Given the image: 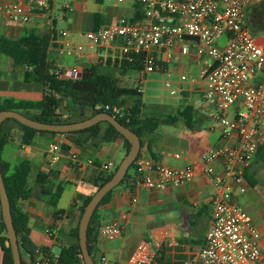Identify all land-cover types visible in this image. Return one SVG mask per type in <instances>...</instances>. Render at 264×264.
I'll return each mask as SVG.
<instances>
[{
    "label": "crops",
    "instance_id": "obj_1",
    "mask_svg": "<svg viewBox=\"0 0 264 264\" xmlns=\"http://www.w3.org/2000/svg\"><path fill=\"white\" fill-rule=\"evenodd\" d=\"M20 1L27 5L33 0ZM260 1L254 0V3ZM5 2L6 0H0V7ZM70 3L72 10L63 12L61 6H56V0H52L53 12L50 19L37 15L28 24L13 23L0 12V39L18 41L30 35L48 37V61L52 64L54 61L55 68L79 65L85 69L97 64L96 55H93L92 60L84 62L66 60V57L54 48L58 30L87 32L114 24L120 18L140 24L145 20L143 7L134 0H126L124 3H117L116 0H71ZM60 24L66 28H60ZM220 42L223 43L224 40ZM30 49L29 46L24 47L26 51ZM159 59L166 71L172 63L185 67L193 63L198 69H202L207 61L197 55L196 43L192 39L176 42L172 50L160 53ZM0 72V100H42L45 88L37 83L33 68L15 64L1 49ZM99 73L113 75V78L122 83L120 88L128 78V71L123 72L116 68L114 61L103 64ZM180 85L184 92L177 99H170L168 102L162 100L154 104L163 106L168 112L158 129L141 140L138 159L153 160L172 169L193 165L198 171L197 176L191 183L165 190L142 189L129 183L114 189L110 200L98 207L96 225L91 234V246L97 264L100 263L101 257H105L109 264H129L136 247L149 240L162 244L157 264H199L198 254L205 242L206 232L211 228L212 213L219 200L214 185L201 172L200 161L211 149L220 145L222 129L218 122L208 116L211 108L203 99L202 84ZM126 93V96L133 94L128 91ZM142 103L145 108L146 104ZM187 106L193 109L192 127L180 116V112ZM168 116H176L179 119L169 121ZM5 131L9 137L0 151V161L5 170L11 172L20 162L29 161L32 165L30 188L36 187L39 173L55 174L58 177L57 184L64 187L57 208L36 197L20 201V206L29 219L33 253L35 249L42 248L50 253L60 254L62 249L75 243L72 233L78 228L86 201L96 192L95 181L104 174L102 166L112 163L113 173L127 155L124 140L116 137L112 141H101L98 138L91 139L87 133L38 134L30 145H24L20 127L9 124ZM236 142L237 138L233 136L228 143L234 145ZM52 143L61 146V150L56 153L57 161L53 160L54 153L49 148ZM215 166L219 172L222 171L221 162H217ZM263 166L264 162L257 161L255 156L243 170L244 182L234 185L232 199L235 205L252 218L261 235L259 244L262 249ZM154 178L157 179V176L154 175ZM56 211L59 213L56 214ZM1 216L0 204V220ZM111 222H116L123 228L122 235L112 241L100 237L96 229L97 224L101 227ZM48 230L52 233L51 237L46 234ZM171 241H177L179 245L169 247L168 243ZM21 254L22 261L30 264L33 254L23 249ZM3 260L4 251L0 241V264H3Z\"/></svg>",
    "mask_w": 264,
    "mask_h": 264
},
{
    "label": "built area",
    "instance_id": "obj_2",
    "mask_svg": "<svg viewBox=\"0 0 264 264\" xmlns=\"http://www.w3.org/2000/svg\"><path fill=\"white\" fill-rule=\"evenodd\" d=\"M126 0H116L124 3ZM144 9L142 24L120 18L97 30L75 32L57 31L54 48L73 61L92 60L96 65L109 60L132 61L139 57L144 66L139 71L137 92L144 93L146 76L157 71L166 72L159 54L172 50L176 42L192 39L196 53L206 59L197 78L182 75L180 84H202V96L210 106L208 116L221 126L220 145L201 158V172L209 178L219 195L213 213L211 228L198 254L199 264H264V249L260 247V232L250 215L232 202L234 185L244 182L243 170L248 167L264 145V36L258 37L248 25L247 11L254 0H134ZM72 4L61 6L70 12ZM1 14L16 24L31 23L41 15L50 19L52 0H33L25 5L20 0H6ZM224 42H220V40ZM84 68L71 65L54 70L59 80H77ZM166 87L170 94H182L184 89ZM108 109V108H107ZM113 114V115H112ZM112 116H122V110L113 107ZM116 118V117H115ZM236 136L237 142L229 144ZM53 160L61 150L59 144L49 145ZM177 157H179L177 155ZM78 160V159H77ZM76 160V161H77ZM136 186L142 189L165 190L191 183L198 171L193 165L182 169L162 166L153 160H136ZM221 162L222 171L215 166ZM93 164L92 161H88ZM112 163L102 166L110 174ZM157 176V179L154 178ZM123 228L116 222L103 224L98 235L115 240ZM52 236L51 231H46ZM177 241L168 243L178 246ZM162 244L144 241L132 254L129 264H157ZM60 254L35 249L30 264H59ZM99 264H109L101 257ZM189 264V263H188Z\"/></svg>",
    "mask_w": 264,
    "mask_h": 264
},
{
    "label": "trees",
    "instance_id": "obj_3",
    "mask_svg": "<svg viewBox=\"0 0 264 264\" xmlns=\"http://www.w3.org/2000/svg\"><path fill=\"white\" fill-rule=\"evenodd\" d=\"M247 21L253 33L256 34L264 30L263 1L252 5L248 9ZM48 45V37H37L34 35L24 37L18 41L6 38L0 39L1 52L12 58L15 64H24L32 67L37 83L45 88L44 96L42 100L38 102L16 101L14 99L0 100V112L4 110H13L42 123L66 124L83 121L103 112L112 114L113 107H120L121 109V107L126 105L124 96L127 95V91L120 88L119 80L114 79L110 74L99 73V69L102 65H92L89 68H85L81 78L77 80L57 79L53 73L56 68L50 61H48ZM25 46H29L31 49L26 51L24 50ZM112 61L113 60H109V62ZM114 63L116 68L123 72L129 70L140 71L144 66L139 57H134L132 61L122 59L121 61H114ZM132 95L139 96L140 98L142 97L137 91ZM143 108L144 105L142 100L138 99L131 107H127L125 111H122V116L115 115L116 119L121 124L134 131L141 140L147 135L154 133L160 125L157 119L144 117ZM180 116L189 127H192V107H185L184 110L180 112ZM177 119H179V117L168 116L169 121H175ZM9 124L16 125L22 129V143L24 145H30L38 134H58L37 131L20 124L16 120L9 119L1 126L0 151L9 137V134L5 131ZM71 133H87L91 139L98 138L101 141H112L116 137H121L124 140L127 152L130 149L129 142L122 137L112 125L106 122L99 123L98 125L83 131ZM256 160L264 162V145L259 149L256 155ZM136 162L137 161L131 165L123 182L119 186L127 183L131 186L136 185L137 175L133 172L135 171ZM0 166L11 203L13 223L20 248L33 254L30 241L29 219L21 208L20 201L36 197L53 208H57L64 187L57 184L58 177L55 174L45 175L39 173L36 180V187L34 189L30 188L29 177L32 171V165L29 161L20 162L11 172L5 170V166L1 164V161ZM112 176L113 173L107 175L102 174L97 181H95L96 191L103 184L108 182ZM111 195L112 191L105 196L99 206L109 201ZM90 199L91 197L86 201L82 213ZM97 209L88 228V249L94 259L95 255L91 246V234L96 225ZM58 213L59 211H56V214ZM98 228L97 224V233ZM72 236L75 239V243L60 251L59 264H84L79 246L78 228L73 231ZM7 240V230L1 216L0 241L4 251L3 264H13L12 251L11 248L6 245ZM23 264L25 263L23 262Z\"/></svg>",
    "mask_w": 264,
    "mask_h": 264
},
{
    "label": "water",
    "instance_id": "obj_4",
    "mask_svg": "<svg viewBox=\"0 0 264 264\" xmlns=\"http://www.w3.org/2000/svg\"><path fill=\"white\" fill-rule=\"evenodd\" d=\"M16 120L20 124L27 126L29 128L35 129L37 131L51 132L58 134H65L71 132H79L89 129L99 123L106 122L112 125L115 130L124 137L130 144V149L113 173L112 178L103 184L91 197L90 201L86 205L80 223L78 225V240L80 251L82 253V259L84 264H96L94 258L88 249V228L91 223L92 217L107 194L116 189L124 180L126 174L128 173L131 165L137 160L140 150H141V139L139 136L123 124H121L114 116L110 113L103 112L99 113L91 118L83 121L66 123V124H49L42 123L40 121L31 119L24 114L13 111L4 110L0 112V130L2 124L6 120ZM0 204L2 219L6 226L8 240L6 245L11 248L13 256V264H23L21 248L19 245L18 237L13 223V216L11 210V203L5 186L1 166H0Z\"/></svg>",
    "mask_w": 264,
    "mask_h": 264
},
{
    "label": "rangeland",
    "instance_id": "obj_5",
    "mask_svg": "<svg viewBox=\"0 0 264 264\" xmlns=\"http://www.w3.org/2000/svg\"><path fill=\"white\" fill-rule=\"evenodd\" d=\"M261 1H263L264 4V0ZM69 2H71V0H56V6L59 7ZM59 27L66 28V26L62 24H60ZM256 35L258 37L264 36V30L256 33ZM66 60L70 61V59L68 58H66ZM54 63L55 62L53 61V65L55 66ZM194 65L195 64L191 63L189 67H185V66H177L174 63H172L168 65V69L166 72L157 71L155 73L148 74L146 76L144 84L142 85V88L144 90V94L142 95V97L141 98L135 97L133 95L132 96L128 95L124 97V99L126 100V105L121 107V110L125 111L127 107L132 106V104L135 102V99L139 98L142 100V102L146 104V107L143 108L144 117L155 118L159 121V124L161 122H164L162 119L166 118V113L168 112L167 109H165L163 106H156L154 104H158L162 100L168 102L170 101V99H174V100L177 99L180 94L172 96L170 94V90L166 87V85L167 83H170L171 89H178L180 86L179 82L182 75L187 76L188 79H190L191 77L197 78L201 69H198ZM138 79H139V71L129 70L128 78L126 79L125 84L121 86V88L126 89L128 92L135 93L139 87ZM121 84L119 83V85ZM186 85L187 84H183V86ZM114 172L115 170L113 171V173Z\"/></svg>",
    "mask_w": 264,
    "mask_h": 264
}]
</instances>
